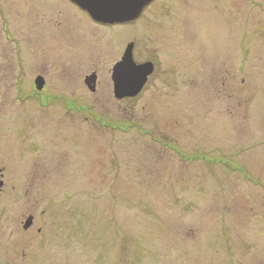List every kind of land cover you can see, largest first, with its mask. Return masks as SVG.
Instances as JSON below:
<instances>
[{"label":"rangeland","instance_id":"374dc122","mask_svg":"<svg viewBox=\"0 0 264 264\" xmlns=\"http://www.w3.org/2000/svg\"><path fill=\"white\" fill-rule=\"evenodd\" d=\"M0 264H264V0H0Z\"/></svg>","mask_w":264,"mask_h":264},{"label":"water","instance_id":"95a60500","mask_svg":"<svg viewBox=\"0 0 264 264\" xmlns=\"http://www.w3.org/2000/svg\"><path fill=\"white\" fill-rule=\"evenodd\" d=\"M80 9L86 11L96 22L102 24L128 23L137 19L144 8L153 0H70ZM134 44L124 51L112 71L114 95L117 99L133 98L139 95L154 72V64L146 62L138 64L133 58ZM97 75L85 79L91 91L96 90ZM44 79L36 80L37 89L43 88ZM29 224V223H28Z\"/></svg>","mask_w":264,"mask_h":264},{"label":"flooded vegetation","instance_id":"af4514ba","mask_svg":"<svg viewBox=\"0 0 264 264\" xmlns=\"http://www.w3.org/2000/svg\"><path fill=\"white\" fill-rule=\"evenodd\" d=\"M154 64V63H153ZM154 70H155V65H154ZM153 74V73H152ZM152 74L150 75V76H152ZM149 76V77H150ZM40 77H42V76H40ZM38 78V77H37ZM149 79V78H148ZM146 86V85H145ZM45 87V81H44V85H43V88ZM44 90V89H43ZM143 91V90H142ZM126 99V98H125Z\"/></svg>","mask_w":264,"mask_h":264}]
</instances>
